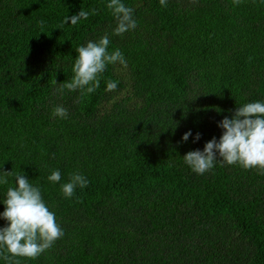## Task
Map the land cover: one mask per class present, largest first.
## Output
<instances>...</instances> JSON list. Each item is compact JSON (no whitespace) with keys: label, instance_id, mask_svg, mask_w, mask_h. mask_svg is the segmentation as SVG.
I'll use <instances>...</instances> for the list:
<instances>
[{"label":"trees","instance_id":"1","mask_svg":"<svg viewBox=\"0 0 264 264\" xmlns=\"http://www.w3.org/2000/svg\"><path fill=\"white\" fill-rule=\"evenodd\" d=\"M124 2L137 27L117 36L106 0H0V170L9 184L21 170L39 184L64 230L37 257L14 259L264 264V171L216 163L197 175L182 158L218 138L239 104L264 100V2ZM80 9L95 11L63 22ZM105 33L126 63L107 65L93 93L58 92L75 49ZM58 104L66 119L51 114ZM188 129L195 143L181 140ZM55 168L61 182L79 170L89 184L64 198L46 178Z\"/></svg>","mask_w":264,"mask_h":264},{"label":"clouds","instance_id":"2","mask_svg":"<svg viewBox=\"0 0 264 264\" xmlns=\"http://www.w3.org/2000/svg\"><path fill=\"white\" fill-rule=\"evenodd\" d=\"M159 3L166 6L167 0H159ZM106 8L111 10L115 20L113 35L119 36L137 27L133 9L124 0H106ZM94 11L80 9L76 14L65 17L63 22L75 24L80 19H87ZM109 42L105 33L79 45L71 65V79L60 84L56 90L60 93L64 89L80 90L82 94L93 93L99 87L107 65L126 63L119 48L109 50ZM116 87V80L105 81V90L111 91ZM51 114L66 119L68 109L58 104ZM217 127L222 130L218 138L213 136L204 143L202 150H189L182 156L183 163L193 173L202 175L212 170L216 163L237 164L244 169L264 171V100L239 104L230 118L226 115L217 121ZM200 135L188 129L182 133L181 140L186 142L192 136L195 143ZM8 172L0 170V185H7L0 198L3 205L0 220L4 221L0 226V259L5 264H19L14 258L37 257L60 239L64 230L57 223L55 212L45 202L40 185L33 183L22 170L13 175L15 181L12 179L9 184L4 175ZM46 178L53 184L59 183L64 198L72 197L76 188L84 189L89 184V179L79 170L68 173L67 180L63 182L59 168L52 169Z\"/></svg>","mask_w":264,"mask_h":264}]
</instances>
